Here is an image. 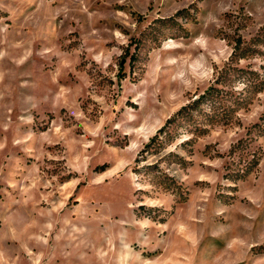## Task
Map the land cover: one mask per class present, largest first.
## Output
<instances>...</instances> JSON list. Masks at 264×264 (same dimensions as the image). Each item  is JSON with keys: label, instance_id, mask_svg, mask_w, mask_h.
<instances>
[{"label": "rangeland", "instance_id": "obj_1", "mask_svg": "<svg viewBox=\"0 0 264 264\" xmlns=\"http://www.w3.org/2000/svg\"><path fill=\"white\" fill-rule=\"evenodd\" d=\"M261 27L264 0H0V264H264V91L142 151Z\"/></svg>", "mask_w": 264, "mask_h": 264}, {"label": "trees", "instance_id": "obj_2", "mask_svg": "<svg viewBox=\"0 0 264 264\" xmlns=\"http://www.w3.org/2000/svg\"><path fill=\"white\" fill-rule=\"evenodd\" d=\"M233 44L231 58L217 70V75L210 86L196 99L182 106L172 117L168 118L166 123L145 144L142 151L152 149L157 152L165 148L181 133L180 128L201 135L206 133L209 126L213 124H229L238 111L248 108L255 96L264 91V27H261L250 41H246L240 35L233 39ZM128 53L129 50L119 63L121 78L125 76L124 66ZM251 57L262 59L263 63L259 68L253 64L241 65L242 60ZM133 58H135L134 55L131 59ZM255 126L264 132V122L253 125ZM240 145L238 141L232 151L240 149ZM259 162V156L252 157L244 167L233 170L227 176L234 179L243 178L253 171ZM158 183L165 187L171 186L162 179Z\"/></svg>", "mask_w": 264, "mask_h": 264}]
</instances>
